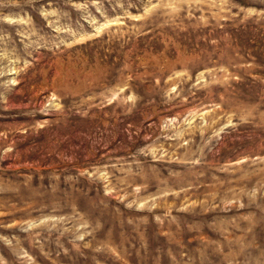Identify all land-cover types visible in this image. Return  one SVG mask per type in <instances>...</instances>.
<instances>
[{"label": "rangeland", "instance_id": "374dc122", "mask_svg": "<svg viewBox=\"0 0 264 264\" xmlns=\"http://www.w3.org/2000/svg\"><path fill=\"white\" fill-rule=\"evenodd\" d=\"M0 264H264V0H0Z\"/></svg>", "mask_w": 264, "mask_h": 264}]
</instances>
